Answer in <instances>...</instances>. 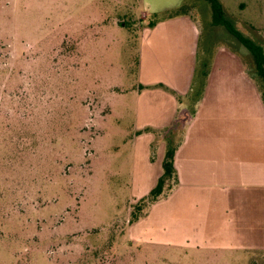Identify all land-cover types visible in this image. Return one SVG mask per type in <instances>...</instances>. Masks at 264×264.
<instances>
[{"label":"rangeland","instance_id":"obj_1","mask_svg":"<svg viewBox=\"0 0 264 264\" xmlns=\"http://www.w3.org/2000/svg\"><path fill=\"white\" fill-rule=\"evenodd\" d=\"M218 1L264 48V0ZM189 2L198 66L230 47L253 67L210 3ZM152 19L142 0H0V264H264V243L234 252L175 237L164 203L129 223L158 182L133 141L138 115L139 125L158 118L136 92ZM183 128L160 138L176 145Z\"/></svg>","mask_w":264,"mask_h":264},{"label":"crops","instance_id":"obj_2","mask_svg":"<svg viewBox=\"0 0 264 264\" xmlns=\"http://www.w3.org/2000/svg\"><path fill=\"white\" fill-rule=\"evenodd\" d=\"M184 1L142 0L143 13L164 15ZM199 35L190 13L144 29L136 92L139 110L158 118L139 125L138 115L135 155L153 161L159 180L167 150L160 134L184 121L172 189L152 207L172 209L174 235L184 242L250 251L264 243V89L245 55L222 47L208 60L204 93L190 115ZM154 69H165L166 78L152 79Z\"/></svg>","mask_w":264,"mask_h":264},{"label":"trees","instance_id":"obj_3","mask_svg":"<svg viewBox=\"0 0 264 264\" xmlns=\"http://www.w3.org/2000/svg\"><path fill=\"white\" fill-rule=\"evenodd\" d=\"M212 8L213 12V20L214 23L223 25L227 28V30L250 52L252 58V65L250 67L251 70L254 71L256 76L261 77L264 81V48L262 44L255 43L250 39H247L237 33L230 23L224 18V9L222 4L218 0H207ZM190 11V2L189 0H185L178 8L172 10L169 13L164 15H154V19L149 22V27H154L158 22L164 19L185 15ZM256 71V72H255ZM208 76V61L202 65L197 67V72L195 75V82L193 85L192 94L189 98L188 105L191 108L190 115H194L196 112V106L200 102L204 89L206 78ZM259 83H261L259 81ZM264 89V88H263ZM179 123V122H177ZM177 144L174 145L171 139L167 140V150L163 163V175L159 178L156 186L151 190V192L140 200V203L135 208V212L132 213L131 220L129 221L132 224L135 221H138L140 218V214L143 212L144 207L147 204H153L159 200L162 196H164L168 191L172 189V186L169 188L167 183L170 180H174L175 169H174V155L176 152Z\"/></svg>","mask_w":264,"mask_h":264}]
</instances>
